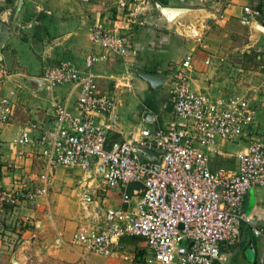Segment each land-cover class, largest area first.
<instances>
[{
  "label": "built area",
  "instance_id": "obj_1",
  "mask_svg": "<svg viewBox=\"0 0 264 264\" xmlns=\"http://www.w3.org/2000/svg\"><path fill=\"white\" fill-rule=\"evenodd\" d=\"M151 2L118 0V13L110 16V22L93 18L91 48L82 69L70 60L42 64V82L71 85L74 104L56 100L47 126L32 122L16 131L11 144L36 150L44 169L33 183L18 175L10 186H0V214L13 216L19 207L46 197L57 166L78 168L86 178L94 171L100 174L99 183L83 182L76 194L83 209L93 204L95 193L105 195L111 188H118L120 203L106 208L101 216L90 213L77 226L73 243L83 256L107 257L116 253L124 238L141 237L146 264H214L223 247L239 242L241 225L251 219L243 210L246 192L264 186V132L257 136L250 131L257 112L251 96L215 97L192 87L190 52L172 72L171 120L153 132L141 130L140 139L132 136L109 142L110 127L99 118L109 116L116 102L111 94L99 90L94 67L111 54L128 53L127 30ZM260 16L259 9L243 5L240 22L249 24ZM187 30L205 49L204 29L189 25ZM204 62L208 64L209 58ZM10 115V101L2 97L0 122L7 124ZM242 139L245 147L236 154L235 169L210 167L219 141ZM139 146L159 151L158 159L144 157ZM253 232L258 235L261 230L253 228Z\"/></svg>",
  "mask_w": 264,
  "mask_h": 264
},
{
  "label": "crops",
  "instance_id": "obj_2",
  "mask_svg": "<svg viewBox=\"0 0 264 264\" xmlns=\"http://www.w3.org/2000/svg\"><path fill=\"white\" fill-rule=\"evenodd\" d=\"M53 1L57 5L53 11L40 12L42 8L36 6L37 10L33 9L29 0H0V99L8 98L11 105L9 122H0V186H10L18 175L31 183L36 181L32 180L35 175L31 169L40 158L34 149L11 144L16 131L32 122L40 127L47 126L53 119L56 100L64 102L68 99L69 106L74 104L75 94L71 91V85L47 86L42 82V64L70 60L76 68L82 69L84 57L91 48V20L101 17L108 23L110 16L114 18L118 13V0H96V4L89 1L82 2V5H78L76 0ZM257 2L262 4L264 11V0H152L143 10L144 15H139L127 30L128 53L125 56L111 54L105 62L97 63L94 67L99 90L111 94L116 102L109 116L99 118L110 127L109 142H122L132 136L140 139L141 130L153 132L172 118V106L165 109V102L159 93L143 101V108L139 111L141 99L136 97L138 91L146 92L148 83L158 85L146 78L144 74L148 71L142 69L151 68L158 73L165 71L168 64H178L187 53L192 52L196 79L204 82V61L208 57L201 54V47L188 35L187 26L196 25L205 29L215 17V32L218 31L217 37L220 38L223 26L227 25L228 28L231 23L240 22L243 5L253 6ZM28 13L33 14L30 20ZM258 23L259 20L248 25L260 26ZM37 24H42L47 32L46 38L41 41H38ZM49 37L51 39L48 40ZM215 47L218 49L217 45ZM50 57L56 60L51 61ZM172 72L160 74L163 76L161 81L170 80ZM114 73L118 75L115 77ZM113 77L114 84L111 85ZM119 82L124 85L121 89ZM172 85L170 80L167 83L168 92ZM192 87L209 93L206 85L192 84ZM220 90H216L217 95L221 94ZM250 96L257 109L255 125L250 131L258 136L264 132V89ZM244 145V139L239 142L219 141L215 154L210 156V167L235 169L236 154L244 149ZM79 172L82 173L81 181L78 189H73L76 197L83 182L96 185L100 180V174L94 171L89 178L84 177L81 170ZM49 195L39 198L36 204L19 207L13 216L11 213L0 214V264H37L36 261L42 259V246L36 230L45 225L48 215L56 230L70 225L69 217L74 215V209L69 203L59 200L52 206L53 200L48 199ZM108 196L111 199L109 203ZM93 198L95 201L88 211L84 210V215L86 211H91L101 216L106 208L120 203L118 190H109L105 195L98 191ZM243 210L251 219L241 225L239 242L227 251L222 248L220 259L214 264H264V186L248 189ZM24 216L28 219L25 220ZM253 228H259L261 233L254 234Z\"/></svg>",
  "mask_w": 264,
  "mask_h": 264
},
{
  "label": "rangeland",
  "instance_id": "obj_3",
  "mask_svg": "<svg viewBox=\"0 0 264 264\" xmlns=\"http://www.w3.org/2000/svg\"><path fill=\"white\" fill-rule=\"evenodd\" d=\"M78 5H82L80 0H76ZM32 3V8L37 10L36 6L42 8L40 12L44 10L53 11L56 8V4L53 0H29ZM90 3H97L96 0H90ZM242 6V5H241ZM112 8L110 9V11ZM47 15L48 13H43ZM33 14L28 13V20L31 19ZM50 16L53 14H49ZM35 17V16H34ZM208 18H211L208 17ZM213 18V17H212ZM37 19H41L38 16ZM212 20V19H209ZM215 17L213 23H208L209 26L204 29L203 43L205 49H202L203 56L209 58V63L205 64L206 77L203 79L204 82L196 79L195 68L191 73V80L193 85H206L209 93L213 96L217 95V89H221L223 96L229 95H247L250 96L253 92H259L264 89V29L260 26L255 25H241V22L231 23L228 29L225 25L223 26V32L217 37L218 31L215 32ZM36 31L39 37L38 41L46 38L47 32L42 24H37ZM24 33V31H21ZM216 34V35H215ZM51 39L50 37L48 40ZM218 39V40H217ZM218 41V42H217ZM218 43V44H217ZM218 46V49L215 47ZM52 50V49H51ZM50 50V51H51ZM49 60V59H48ZM51 61L56 60L54 57H50ZM176 65V64H175ZM174 64H168L165 71H159L153 69H147L142 71H148V73L154 74H168L174 70ZM157 72V73H156ZM115 77L117 73L113 74ZM112 84H114V77ZM163 80V79H162ZM172 81L173 78H170ZM170 80L157 81L155 84L148 83L146 92L141 93L138 91L136 97L141 99L139 104V111L143 108V101H148L152 96H156L159 93L161 99L165 102V109H170V93L167 91V83ZM123 81V80H120ZM165 83V85H164ZM121 89L122 82L118 83ZM157 88H159L157 90ZM106 89H113L106 87ZM119 89V90H120ZM217 95V96H219ZM142 97V98H141ZM216 97V96H215ZM38 163L32 166L31 173L36 175L43 170L41 161L37 160ZM82 173L76 168H65L57 166L53 169V179L49 187L48 199L52 201V206L56 205L57 200L65 201L69 203L70 207L74 209V215L69 217L71 223L67 227H60L55 229L53 222L49 219L50 215L47 216L48 221L44 222L45 225L37 229L39 233L40 245L42 246V259L36 261L37 264H146V245L141 237H135L134 240L131 238H124L121 246L117 249L113 255L102 257L96 255L83 256L82 252L73 243V237L77 230V226L85 221L86 216L90 213L86 211L84 215V209L78 202L77 197L73 194L77 190L81 181ZM118 188H111L110 191H116ZM112 196V195H111ZM57 197V198H56ZM111 202L108 196V203ZM52 208V207H51ZM53 211L55 208H52ZM88 213V214H87ZM92 216L96 214L91 213ZM84 216V217H83ZM15 227V226H14ZM233 247V246H232ZM232 247L225 248L224 251L231 249ZM35 256V255H34Z\"/></svg>",
  "mask_w": 264,
  "mask_h": 264
},
{
  "label": "water",
  "instance_id": "obj_4",
  "mask_svg": "<svg viewBox=\"0 0 264 264\" xmlns=\"http://www.w3.org/2000/svg\"><path fill=\"white\" fill-rule=\"evenodd\" d=\"M260 27L264 29V26L260 25ZM144 76L152 80L153 82H157L163 79V76L160 74L145 73ZM139 150L142 153V155L148 159H158L160 155L159 151H157L154 148L147 147V146H139ZM190 244H192L191 241H190Z\"/></svg>",
  "mask_w": 264,
  "mask_h": 264
},
{
  "label": "trees",
  "instance_id": "obj_5",
  "mask_svg": "<svg viewBox=\"0 0 264 264\" xmlns=\"http://www.w3.org/2000/svg\"><path fill=\"white\" fill-rule=\"evenodd\" d=\"M254 8H257L261 11V16L258 18L259 22L264 26V11L262 9V4L260 2H257L256 4H253ZM262 18V20H261ZM132 240L135 239V237H130Z\"/></svg>",
  "mask_w": 264,
  "mask_h": 264
}]
</instances>
